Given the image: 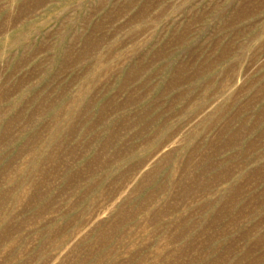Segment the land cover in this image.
Listing matches in <instances>:
<instances>
[{
  "label": "rangeland",
  "instance_id": "rangeland-1",
  "mask_svg": "<svg viewBox=\"0 0 264 264\" xmlns=\"http://www.w3.org/2000/svg\"><path fill=\"white\" fill-rule=\"evenodd\" d=\"M0 264H264V0H0Z\"/></svg>",
  "mask_w": 264,
  "mask_h": 264
}]
</instances>
